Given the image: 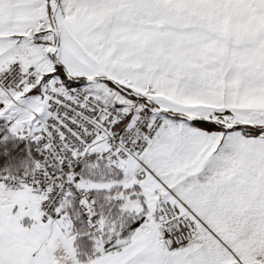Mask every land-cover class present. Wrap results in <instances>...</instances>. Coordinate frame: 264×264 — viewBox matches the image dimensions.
Returning <instances> with one entry per match:
<instances>
[{
	"label": "snow or ice",
	"instance_id": "1",
	"mask_svg": "<svg viewBox=\"0 0 264 264\" xmlns=\"http://www.w3.org/2000/svg\"><path fill=\"white\" fill-rule=\"evenodd\" d=\"M0 264H264V0H0Z\"/></svg>",
	"mask_w": 264,
	"mask_h": 264
}]
</instances>
